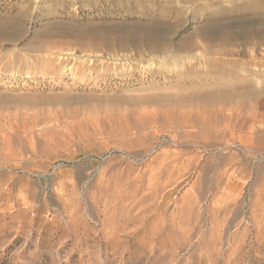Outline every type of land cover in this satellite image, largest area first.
Returning a JSON list of instances; mask_svg holds the SVG:
<instances>
[{
	"label": "rangeland",
	"instance_id": "374dc122",
	"mask_svg": "<svg viewBox=\"0 0 264 264\" xmlns=\"http://www.w3.org/2000/svg\"><path fill=\"white\" fill-rule=\"evenodd\" d=\"M0 264H264V0H0Z\"/></svg>",
	"mask_w": 264,
	"mask_h": 264
}]
</instances>
